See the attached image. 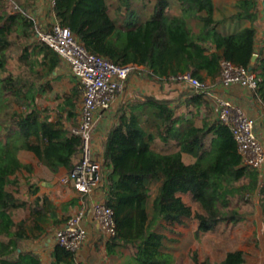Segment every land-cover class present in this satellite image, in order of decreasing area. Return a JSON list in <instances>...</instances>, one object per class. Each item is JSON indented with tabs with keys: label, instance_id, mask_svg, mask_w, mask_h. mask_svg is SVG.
Returning a JSON list of instances; mask_svg holds the SVG:
<instances>
[{
	"label": "trees",
	"instance_id": "1",
	"mask_svg": "<svg viewBox=\"0 0 264 264\" xmlns=\"http://www.w3.org/2000/svg\"><path fill=\"white\" fill-rule=\"evenodd\" d=\"M171 1L149 0L148 16L137 23H132V0H117L114 8L106 0H55L52 8L59 24L87 51L115 64H130L131 72L144 66L158 81L183 73L214 81L222 60L251 67L257 77L253 91L264 105V48L256 50L253 26L256 0L234 3L230 19L251 24L228 33L219 29L227 17L214 15L213 0H174L175 13L169 12ZM11 4L0 0V264H41L38 254L22 246L28 235L24 221L16 217L40 199L30 200L38 191L33 177L47 180L75 164L82 147L81 136L72 130L80 82L62 93L52 92L47 81L40 83L61 58L37 38L27 43L38 27L28 16L30 1ZM12 45L20 47L18 59L26 63L17 73L7 68ZM35 65L43 67V74ZM47 92L54 106L40 102ZM134 107L122 111L103 143L102 165L108 168L104 201L113 209L116 225V234L106 242L108 254L117 246L132 245L130 257L136 264H172L160 231L166 223L195 221L196 235L220 223L235 224L246 216L238 199L253 203L254 196L264 212V171L242 164L230 127L211 122L212 108L202 92L176 105L146 96ZM53 257L56 263L75 264L74 252L59 244ZM216 264L246 260L242 250L231 249Z\"/></svg>",
	"mask_w": 264,
	"mask_h": 264
},
{
	"label": "crops",
	"instance_id": "2",
	"mask_svg": "<svg viewBox=\"0 0 264 264\" xmlns=\"http://www.w3.org/2000/svg\"><path fill=\"white\" fill-rule=\"evenodd\" d=\"M30 1L29 11L34 14L38 25H43L45 29H50L53 22H58L53 8L49 0H22ZM237 0H213L215 5V16L227 17V20L219 25V29L223 32H231L241 27L250 25L248 19L231 20L230 15L235 11L234 3ZM33 3V5H32ZM257 17L253 22L256 29L255 47L259 52L264 48V0H256ZM36 5V6H35ZM33 7V8H32ZM178 9V8H177ZM178 12V10L176 11ZM62 61L57 68L67 67ZM69 67V66H68ZM56 68V69H57ZM70 68V67H69ZM57 72V71H56ZM55 71L52 73H56ZM70 72L72 73L71 69ZM74 78H78L72 73ZM207 87L215 93L221 94L230 99L235 104L242 107L245 112L256 120L255 132L264 146V105L256 96L253 89L242 86L240 84L222 85L220 77L214 81L206 79ZM80 88L79 96L82 95ZM201 93L191 87L187 82L179 80H163L158 81L152 79L147 74L144 66H137L135 71L130 72L125 80L122 90L117 93L112 107L106 111H100L96 114L94 127L92 130V148L93 156L97 159L102 168V185L90 194H80L75 190L71 182L62 183L60 177L68 173L65 168L60 170L47 180H39L33 177V181H37L38 191L30 196V200L35 197L40 198L37 203H32L31 208L28 207L25 212L17 215L16 221L23 220L24 229L28 235V239L22 241V246L26 250L33 251L38 254L41 264H63L56 263L53 257V249L56 244L54 239L55 230L69 218L75 210L82 206H86L87 215L85 217V225L87 228V238L80 248L74 252L75 264H122L115 261L113 254H120L119 247L114 248V252L108 254L106 251V242L110 239L107 237L93 219L91 205L97 201H104L106 198V189L104 187L105 175L108 171L103 162V143L108 131L117 124L119 116L124 109L130 111V108L143 101L146 96H154L159 99H169L173 105L182 104L183 101L195 94ZM210 102L212 111L210 120H216V113L213 108V101L203 94ZM79 97V98H80ZM77 97H75L76 101ZM183 107V106H182ZM136 112V110H133ZM76 121L72 130L78 124V108H76ZM64 124L71 125L65 118ZM80 158V153L74 157V163ZM186 162L191 158L183 154ZM39 169L36 167L35 172ZM264 171V170H263ZM256 196L255 198H257ZM119 256V255H118Z\"/></svg>",
	"mask_w": 264,
	"mask_h": 264
},
{
	"label": "built area",
	"instance_id": "3",
	"mask_svg": "<svg viewBox=\"0 0 264 264\" xmlns=\"http://www.w3.org/2000/svg\"><path fill=\"white\" fill-rule=\"evenodd\" d=\"M51 7L55 0H49ZM28 16L37 23L33 13ZM35 36L45 42L67 64L78 78L82 95L78 107V124L74 132L82 138L80 158L68 173L60 177L62 183L71 182L80 194L92 193L102 185V168L93 156L92 130L96 114L109 110L122 90L125 80L133 66L119 65L110 60L89 52L78 41L73 32L66 26L53 22L50 29L38 25ZM171 80L187 82L198 92L213 101L216 120L227 124L237 144L242 164L264 170V146L254 130L256 120L249 116L239 105L227 97L215 93L205 82L188 73L171 77ZM220 82L222 85L240 84L254 89L257 85L256 74L249 68L236 65L229 60L221 61ZM93 219L107 237L116 234L113 209L105 201H97L91 205ZM86 206L78 207L75 212L62 223L54 233L56 244L76 252L87 238L85 217Z\"/></svg>",
	"mask_w": 264,
	"mask_h": 264
},
{
	"label": "rangeland",
	"instance_id": "4",
	"mask_svg": "<svg viewBox=\"0 0 264 264\" xmlns=\"http://www.w3.org/2000/svg\"><path fill=\"white\" fill-rule=\"evenodd\" d=\"M13 1L15 3H13ZM148 1L149 0H132V8L135 12L132 23H137L148 16L151 10V2L148 3ZM22 2V0H11V6L14 5L15 7L18 3L20 4ZM34 2L35 0L33 3ZM106 2H109L114 8L117 0H106ZM177 8L176 2L172 0L169 12L175 13L178 10ZM28 9L29 8H27V10ZM28 12L30 11L28 10ZM35 38L36 36L33 35L27 43L30 44V42H32L33 44V41L36 40ZM30 49L31 47L29 50ZM7 52L9 53L7 68L11 72L17 73L25 68L24 66H26V63L18 59L21 54L19 46L12 45ZM34 70H39L40 74L44 72L43 67L39 65H35ZM55 72L56 73L43 76L40 79V83L48 82L46 85L47 87L51 86L52 92H70L72 88L78 85L77 80L70 72L68 66L57 68ZM41 95L40 102L42 104L55 105L51 93L47 92L45 95ZM79 97L78 95L76 101H73L76 104V108L79 107L81 98ZM76 119L75 117V121ZM159 148L162 150L164 149L162 143L159 144ZM152 187L153 191L154 186ZM153 195L154 192L152 193V196ZM255 197L256 196L253 197V203L243 204L238 199L237 203L240 204L241 211L246 212V216L235 224L220 223L214 230L199 232L197 235L195 234V221H188L185 224H174L172 226L166 223L163 225V228L161 226L160 231L164 235L163 243L166 245L164 251L170 253L173 257L172 264H196V261L202 263L205 260L211 264H216L225 255V252L231 249L242 250L246 264H264V212L258 204V198ZM183 198L185 200L188 199L186 195H183ZM193 209H195L194 205ZM134 250L132 245L121 246L119 247V256L117 254H113L112 256L116 258L115 261H119L122 264H136L130 257Z\"/></svg>",
	"mask_w": 264,
	"mask_h": 264
},
{
	"label": "water",
	"instance_id": "5",
	"mask_svg": "<svg viewBox=\"0 0 264 264\" xmlns=\"http://www.w3.org/2000/svg\"><path fill=\"white\" fill-rule=\"evenodd\" d=\"M256 57H257V54H253V56H252V63L255 61ZM249 69H251V67H249ZM80 156H81V154H80Z\"/></svg>",
	"mask_w": 264,
	"mask_h": 264
}]
</instances>
